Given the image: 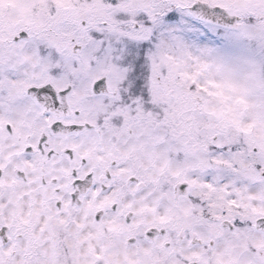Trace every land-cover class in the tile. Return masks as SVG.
<instances>
[{
  "label": "snow or ice",
  "instance_id": "snow-or-ice-1",
  "mask_svg": "<svg viewBox=\"0 0 264 264\" xmlns=\"http://www.w3.org/2000/svg\"><path fill=\"white\" fill-rule=\"evenodd\" d=\"M0 264H264V0H0Z\"/></svg>",
  "mask_w": 264,
  "mask_h": 264
}]
</instances>
